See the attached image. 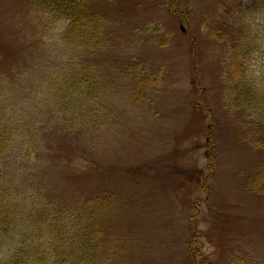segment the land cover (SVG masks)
<instances>
[{"label": "rangeland", "instance_id": "1", "mask_svg": "<svg viewBox=\"0 0 264 264\" xmlns=\"http://www.w3.org/2000/svg\"><path fill=\"white\" fill-rule=\"evenodd\" d=\"M91 3L111 21L109 41L95 51L71 49L54 35L68 21L55 33L36 32L32 0H0V84L16 137L0 145V165L10 167L4 177L0 169V188L17 180L32 193L29 207L36 196L57 211L107 189L104 232L84 264H264V194L249 186L261 156L248 141L253 129L242 127L245 114L227 105L231 42L217 38L226 29L233 40L242 21L257 34L264 11L254 0ZM253 53L248 71L259 75L263 60ZM71 58L115 78L101 121L74 133L43 102L48 75ZM138 71L148 78L145 98L134 91ZM17 125L42 132L36 151ZM19 165L30 166L27 173ZM16 238L0 244V262Z\"/></svg>", "mask_w": 264, "mask_h": 264}, {"label": "trees", "instance_id": "2", "mask_svg": "<svg viewBox=\"0 0 264 264\" xmlns=\"http://www.w3.org/2000/svg\"><path fill=\"white\" fill-rule=\"evenodd\" d=\"M32 1L36 12L34 18L36 21L38 19L36 32L50 34V31L56 30L58 22L68 21L65 30L53 34L71 49L83 48L95 51L104 48L109 41L107 28L111 21L108 16L105 17L100 13L101 10L91 9L92 0ZM254 2L255 6L264 11V0H254ZM237 26L239 29L236 27L233 31L236 32L233 40L229 39L230 32L227 38L224 35L228 33L226 29L224 33L217 35V38L223 37L231 42V54L224 66L227 105L231 111H237L239 116L245 114L242 127L253 129L248 141L256 147L261 157L256 163L257 168L251 176L249 186L264 194V49L258 44L259 33H264V29L255 34L245 21ZM263 39L264 35L261 36L262 41ZM253 47L258 49L260 54L258 57L263 60L259 75L248 71L256 56L253 55ZM246 71L249 72L247 79ZM141 76L142 73L139 71L134 75V91L136 95H143L145 98L148 84L142 80L148 78ZM114 79L90 60L76 61L71 58L68 66H62L48 75L44 89V105H47L52 113L64 118L69 128L74 130L71 133L77 132L81 128L92 126L94 122L101 121L106 106L104 97L109 92ZM5 90L4 85L0 84V145L9 144L16 138L10 129L8 130L6 123L8 111L5 106ZM16 130L25 132V136L21 134L20 140L29 142L31 148L36 151L42 139V132L36 130V127L28 128L26 131V128L18 125ZM29 135H35L39 139L30 140ZM2 151L0 150L1 160L4 159ZM1 162L3 177L8 176L9 165ZM25 162L22 159L23 165ZM29 167L23 168L19 165V171L21 169L23 173H27ZM16 181L11 182L6 191H3L4 187L0 188V244L18 237L17 244L12 249L14 252L0 264L93 262L97 249L95 236L104 232L99 224L102 225L104 221L100 219V210L109 202L108 195H105L108 194L107 189L101 195L98 192L89 199L78 197L74 206H66L57 211L51 207L52 204L42 202L36 196L33 198L32 207H29L28 200L31 198H28V193H32L22 188V185H18ZM39 207L41 210L38 209ZM27 224L30 225L27 227ZM108 234L112 239L114 234L111 232ZM238 262L244 261L239 259Z\"/></svg>", "mask_w": 264, "mask_h": 264}]
</instances>
